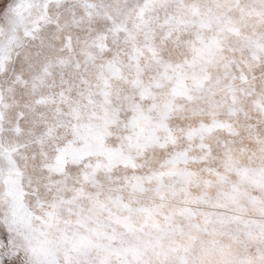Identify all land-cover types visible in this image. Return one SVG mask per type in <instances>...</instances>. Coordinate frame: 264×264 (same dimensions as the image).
<instances>
[{
    "label": "snow or ice",
    "instance_id": "snow-or-ice-1",
    "mask_svg": "<svg viewBox=\"0 0 264 264\" xmlns=\"http://www.w3.org/2000/svg\"><path fill=\"white\" fill-rule=\"evenodd\" d=\"M0 264H264V0H0Z\"/></svg>",
    "mask_w": 264,
    "mask_h": 264
}]
</instances>
